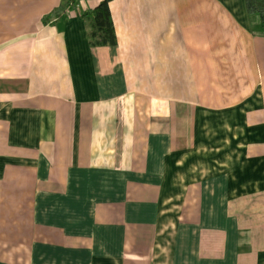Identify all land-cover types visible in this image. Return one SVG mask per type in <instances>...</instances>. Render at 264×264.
<instances>
[{"label": "crops", "instance_id": "0c3cea01", "mask_svg": "<svg viewBox=\"0 0 264 264\" xmlns=\"http://www.w3.org/2000/svg\"><path fill=\"white\" fill-rule=\"evenodd\" d=\"M77 1L0 0V264H264L245 0Z\"/></svg>", "mask_w": 264, "mask_h": 264}, {"label": "trees", "instance_id": "16d2710c", "mask_svg": "<svg viewBox=\"0 0 264 264\" xmlns=\"http://www.w3.org/2000/svg\"><path fill=\"white\" fill-rule=\"evenodd\" d=\"M77 0H63L62 5L53 11L59 16L66 10L74 8ZM249 16L255 24V31L264 36V0H245ZM87 27L89 45L93 47L116 44V33L109 10V0H101L92 9L82 12ZM256 22V23H255Z\"/></svg>", "mask_w": 264, "mask_h": 264}]
</instances>
